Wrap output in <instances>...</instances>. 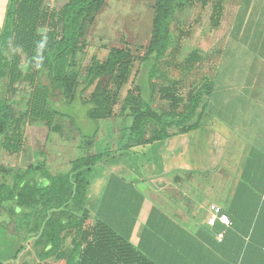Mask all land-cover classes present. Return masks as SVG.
I'll return each mask as SVG.
<instances>
[{
    "label": "trees",
    "instance_id": "16d2710c",
    "mask_svg": "<svg viewBox=\"0 0 264 264\" xmlns=\"http://www.w3.org/2000/svg\"><path fill=\"white\" fill-rule=\"evenodd\" d=\"M106 0H67L60 8L47 6V0H11L5 15L4 27L0 36V77L8 70L7 92L15 94L19 83H26L30 89L25 110L19 115L14 113L9 101L0 102L1 148L7 153H17L21 148L22 127L26 120H38L49 129L60 114L51 107V101L70 104L76 97L90 106L86 117L95 125L92 134L85 136V154L70 161L68 171L51 175L43 163L29 166L23 173L14 176L13 185L2 189L0 186V208L9 202L14 215L18 211H37L29 235L38 258L43 261L49 257L63 260L64 264H156L139 252L125 238L119 235L104 221L90 217L86 206L87 191L93 177V169L103 164L118 151H129L156 141H163L174 134L195 130L205 112V99L210 94L212 82L193 90L188 104L182 111L172 88L160 87V98L168 101V109L160 112L153 106L156 93L152 80L161 73L158 62L168 46L169 23L174 8L185 2L207 5L208 0H156L152 20V37L146 47L143 60L151 63L146 79L140 80L135 92L128 91L120 109V115L129 123L118 140L114 151L91 153L99 130L97 122L113 115L116 93L99 89L93 91L88 99L83 94L95 81L113 76L118 86L127 82L131 55L126 49H111L103 62L91 64L83 80L78 81L76 74L65 68V60L75 55L81 48L80 22L98 12ZM220 1L213 4L211 13L218 17L222 12ZM10 43V45H9ZM10 48L8 57L4 52ZM193 53L189 59L196 60ZM203 101V102H202ZM5 173L4 169H1ZM33 180V182H30ZM242 205L238 212L226 214L231 225L225 229L219 242L230 252L231 264H264V223H260L262 210L261 192L239 191ZM237 210V209H236ZM234 216H246L236 224ZM252 216V217H251ZM29 219V218H28ZM29 223V224H30ZM208 234L215 240L213 233ZM231 235V245L228 236ZM69 247L63 248L66 239ZM219 248V247H217ZM252 249L256 256L249 258ZM21 251H17V254ZM16 254V256H17ZM13 257V260L16 259ZM251 262V263H250ZM0 264H5L0 260Z\"/></svg>",
    "mask_w": 264,
    "mask_h": 264
},
{
    "label": "crops",
    "instance_id": "0c3cea01",
    "mask_svg": "<svg viewBox=\"0 0 264 264\" xmlns=\"http://www.w3.org/2000/svg\"><path fill=\"white\" fill-rule=\"evenodd\" d=\"M10 1L0 0V36ZM229 12L231 21L218 44L219 61L198 127L118 151L93 169L86 223L99 218L156 264H231L230 252L208 234L205 218L209 204L230 215L238 212L243 206L239 191L262 193L264 223V0H231ZM2 78L7 91V69ZM12 167L0 164V172L5 170L2 189L13 185ZM233 217L236 224L254 220ZM26 236L35 255L33 238ZM227 239L231 245V235ZM248 256L256 254L250 249ZM36 264L64 261L49 257Z\"/></svg>",
    "mask_w": 264,
    "mask_h": 264
},
{
    "label": "rangeland",
    "instance_id": "374dc122",
    "mask_svg": "<svg viewBox=\"0 0 264 264\" xmlns=\"http://www.w3.org/2000/svg\"><path fill=\"white\" fill-rule=\"evenodd\" d=\"M66 1L47 0V6L58 9ZM218 1L223 9L218 17H213L211 8ZM155 2L156 0H106L98 12L79 24L81 48L75 55L68 57L64 64L68 71L76 74L78 81L83 80L91 64L95 61L103 62L111 49H126L131 55L125 84L120 87L113 76H106L95 81L83 94L85 100L94 90L99 89L117 95L116 103L112 107L113 115L97 122L99 130L92 153L115 148L116 141L122 137L129 123V119L119 113L127 92L137 93L136 85H139L140 80L146 79L150 68L151 63H145L143 56L152 37ZM230 5L231 0H208L205 6L188 1L174 8L169 23V43L164 56L157 64L160 75H164L152 80L156 87L152 106L156 111L167 110L169 105L168 101L160 98V87L174 86L173 92L179 101L180 112L188 104L189 94L212 80L219 61L221 47L218 44L225 38L223 30L231 21ZM9 53L10 49L5 52V56ZM193 53L197 56L196 60L189 59ZM6 83L5 78L0 79V102L13 101L11 105L14 113L19 115L25 110L30 89L26 83H19L15 94L9 96ZM80 90L81 87L70 104L52 99L51 107L60 114L54 119L55 128L49 129L38 120L24 122L19 152L6 154L2 151L0 136V164L13 166L10 179L14 180L17 173H23L24 169L21 168L34 166L36 163H46L49 168L46 170L52 173H64L69 169L71 160L85 154L84 139L80 137L76 127L88 136L94 131L95 125L86 117L90 106L80 102ZM114 156L116 155L110 157ZM2 174L0 172V179L3 178ZM7 181L10 182L9 179ZM18 214L20 215L13 214L12 206L0 208V260L5 264H36L40 259L36 253L33 255L28 250L26 234L29 233V226L32 225L30 222L34 221L37 211L21 210ZM9 223L11 226L7 225ZM66 247H69V244ZM14 256L16 259L13 260Z\"/></svg>",
    "mask_w": 264,
    "mask_h": 264
},
{
    "label": "built area",
    "instance_id": "2783aa9c",
    "mask_svg": "<svg viewBox=\"0 0 264 264\" xmlns=\"http://www.w3.org/2000/svg\"><path fill=\"white\" fill-rule=\"evenodd\" d=\"M208 216L205 218V225L213 233L217 241H221L226 228L231 222L226 214L223 213L220 206L216 204L208 205Z\"/></svg>",
    "mask_w": 264,
    "mask_h": 264
}]
</instances>
